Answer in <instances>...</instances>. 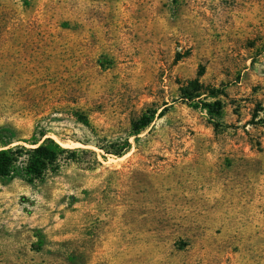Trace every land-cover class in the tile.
<instances>
[{
	"label": "rangeland",
	"instance_id": "rangeland-1",
	"mask_svg": "<svg viewBox=\"0 0 264 264\" xmlns=\"http://www.w3.org/2000/svg\"><path fill=\"white\" fill-rule=\"evenodd\" d=\"M40 133L68 151L0 176V264H264V0H0V137Z\"/></svg>",
	"mask_w": 264,
	"mask_h": 264
},
{
	"label": "trees",
	"instance_id": "trees-1",
	"mask_svg": "<svg viewBox=\"0 0 264 264\" xmlns=\"http://www.w3.org/2000/svg\"><path fill=\"white\" fill-rule=\"evenodd\" d=\"M186 93V92H185ZM217 93H210V96L215 97ZM189 96V95H188ZM189 100H193V96L186 97ZM194 107L200 106L206 110L209 117L212 119L211 122L216 128L219 126V122L216 118L222 116V104L219 100L203 101L193 103ZM156 114L155 109H146L142 114L131 123L129 135L138 138L152 122ZM158 116L162 115V111L157 113ZM80 120H85L82 114H78ZM86 122V121H85ZM40 138H33L29 144L32 147H24L23 145L11 144V139L0 137V176L7 177L13 175L17 171V162L22 154H26V162L23 167V175L29 182L40 179L45 170L57 169V162L68 151L67 148L62 147L51 137L45 136V133H40ZM130 147L128 139L125 140L124 144L117 149H109L107 147L98 146V148L104 150L105 153L121 156Z\"/></svg>",
	"mask_w": 264,
	"mask_h": 264
}]
</instances>
